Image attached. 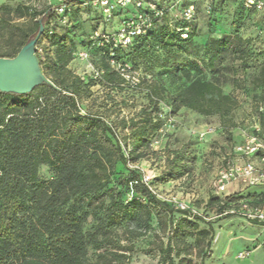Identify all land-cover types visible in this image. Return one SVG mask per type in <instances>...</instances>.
Listing matches in <instances>:
<instances>
[{
	"label": "trees",
	"instance_id": "16d2710c",
	"mask_svg": "<svg viewBox=\"0 0 264 264\" xmlns=\"http://www.w3.org/2000/svg\"><path fill=\"white\" fill-rule=\"evenodd\" d=\"M73 3L68 0L42 10L26 3L0 8V57L15 58L31 42H46L44 57L36 52L46 80L26 92L0 89V264H131L135 241L149 232H154L162 264H203L215 239L213 223L202 226L204 217L161 198L151 189L157 187L158 177L147 184L144 173L133 166L151 149L162 128L158 109L164 90L148 83L149 103L136 116L123 117L119 125L101 114L83 113L96 80H87L70 67L69 29H62L64 35L55 31L58 20L72 12ZM126 11L134 9L118 15ZM194 19L177 22L191 27L188 38H183L167 18H156L155 28L129 47L145 54L162 46L176 62L185 46L192 44L197 29ZM230 41V36H224L214 42L225 47ZM89 46L100 52L101 79L109 86H122L126 79L111 59L127 64L125 48L91 37ZM179 70L187 83L170 96L174 109L217 114L226 122L237 100L224 93L219 80L203 78L197 61ZM255 82L264 86V66ZM173 164L169 154L167 168L173 169ZM119 165L126 174L118 175ZM41 166L50 167L54 177L41 179ZM117 185L131 193L130 200L124 199ZM243 199L261 205L260 195L214 193L206 208L226 218L232 214L225 211ZM89 217L95 225L86 230ZM90 246L97 251L93 263L88 258Z\"/></svg>",
	"mask_w": 264,
	"mask_h": 264
},
{
	"label": "rangeland",
	"instance_id": "374dc122",
	"mask_svg": "<svg viewBox=\"0 0 264 264\" xmlns=\"http://www.w3.org/2000/svg\"><path fill=\"white\" fill-rule=\"evenodd\" d=\"M65 1L68 0H0V8L26 3L42 10ZM258 1L263 3L261 8L256 4L247 5L246 0H197L194 19L197 29L192 44L185 46L177 61L162 46L145 54L125 47L122 53L130 67V76L120 87L109 86L101 75L94 77V70L102 68L103 62L100 52L89 46L94 29L117 28L118 19L107 25L93 4L74 0L72 12L58 20L55 30L64 35L62 29H69L68 48L73 51L70 67L85 79L96 80L92 95L83 104V113H98L119 125L123 117L136 116L149 103L148 83H157L164 90L158 109L162 112V128L156 133L151 149L133 166L144 176L158 177L154 189L161 198L187 205L191 214L204 217L202 226L213 223L215 239L203 264H264V225L253 224L236 212L220 217L206 208L209 196L216 193L214 181L220 169L235 157L236 141L239 144L255 132L264 136V86H257L255 82L264 66V0ZM224 36L231 37L230 44L225 47L215 44V40ZM45 44L34 43L23 54L27 70L36 75L13 74L11 89L27 91L46 80L36 56L38 51L44 57ZM81 53L88 56L82 57ZM193 61L201 67L203 78H217L224 93L237 100V107L226 122L217 114L204 115L185 107L175 110L171 105L170 96L187 83L179 69ZM118 132L124 136L120 126ZM169 154L174 159L173 169L167 168ZM118 173L126 174L125 167L119 165ZM54 175L50 167H40L41 179L49 180ZM118 175L111 186L116 184ZM117 186L118 191H124ZM232 192L260 195L261 205H257L264 207V183L248 186L244 181H233L226 195ZM123 193L125 200L131 199V193ZM94 225L95 221L89 217L85 229L90 230ZM153 225L157 228L155 222ZM154 241V232L136 240L137 250L131 256V264H162ZM96 252L89 247V262L95 261Z\"/></svg>",
	"mask_w": 264,
	"mask_h": 264
},
{
	"label": "built area",
	"instance_id": "2783aa9c",
	"mask_svg": "<svg viewBox=\"0 0 264 264\" xmlns=\"http://www.w3.org/2000/svg\"><path fill=\"white\" fill-rule=\"evenodd\" d=\"M101 11L103 20L107 25H111L114 19H118V27L107 30L97 29L91 35V39L100 40L103 43H110L113 48L129 47L139 36L148 34L155 28L156 18H167L169 24L183 38H188L190 26L177 24L178 21L190 23L196 14V0H86ZM246 4L251 6L256 4L262 7L263 3L258 0H246ZM64 6L59 8V12L64 11ZM133 8L134 12L126 11L118 15L119 12ZM82 57L88 56L81 53ZM113 55V52H111ZM111 64L125 78H129L130 67L127 64L119 63L111 59ZM102 70H94V77L98 78ZM235 157L230 159L226 165L220 169L214 181L216 194L226 195L228 186L233 181H244L248 186H258L264 183V137L259 135H247L243 141L234 148ZM144 181L150 184L151 177L144 176ZM151 187V186H150ZM155 191L153 187H151ZM156 192V191H155ZM229 195V194H228ZM175 205L181 209H187V205L175 201ZM238 213L249 221L258 220L264 222V207L243 199L238 204L231 206L226 213ZM244 257L245 255L242 254Z\"/></svg>",
	"mask_w": 264,
	"mask_h": 264
},
{
	"label": "water",
	"instance_id": "95a60500",
	"mask_svg": "<svg viewBox=\"0 0 264 264\" xmlns=\"http://www.w3.org/2000/svg\"><path fill=\"white\" fill-rule=\"evenodd\" d=\"M34 43H35V41L24 46L15 58L0 57V89L2 91L12 90V91H18V92H26L23 90H14V89H11L10 87L13 85V80H12L13 74H17V72L20 73L23 77H31V76L36 75V73L29 72V70H27V68L25 66L26 58L24 60H22L23 54ZM27 91H29V90H27Z\"/></svg>",
	"mask_w": 264,
	"mask_h": 264
},
{
	"label": "crops",
	"instance_id": "0c3cea01",
	"mask_svg": "<svg viewBox=\"0 0 264 264\" xmlns=\"http://www.w3.org/2000/svg\"><path fill=\"white\" fill-rule=\"evenodd\" d=\"M236 188H238V187H236ZM228 192H230V191H228ZM233 193V192H232ZM228 194H231V193H228Z\"/></svg>",
	"mask_w": 264,
	"mask_h": 264
},
{
	"label": "bare ground",
	"instance_id": "6f19581e",
	"mask_svg": "<svg viewBox=\"0 0 264 264\" xmlns=\"http://www.w3.org/2000/svg\"><path fill=\"white\" fill-rule=\"evenodd\" d=\"M29 62H30V61H29ZM29 62H28V63H29ZM30 63H31V62H30ZM25 66H26V65H25ZM29 72H30V71H29ZM38 73H39V72H38ZM39 74H40V73H39Z\"/></svg>",
	"mask_w": 264,
	"mask_h": 264
}]
</instances>
